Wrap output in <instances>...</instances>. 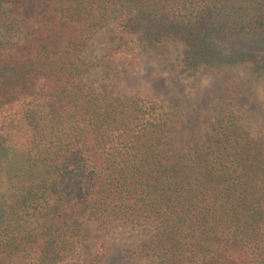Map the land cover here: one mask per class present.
I'll return each instance as SVG.
<instances>
[{
  "label": "trees",
  "instance_id": "16d2710c",
  "mask_svg": "<svg viewBox=\"0 0 264 264\" xmlns=\"http://www.w3.org/2000/svg\"><path fill=\"white\" fill-rule=\"evenodd\" d=\"M110 25L111 53L182 44L196 72L206 41L264 36V0H0V264L76 256L73 217L135 233L138 264H264V150L218 115L170 153L171 112L89 78Z\"/></svg>",
  "mask_w": 264,
  "mask_h": 264
},
{
  "label": "rangeland",
  "instance_id": "374dc122",
  "mask_svg": "<svg viewBox=\"0 0 264 264\" xmlns=\"http://www.w3.org/2000/svg\"><path fill=\"white\" fill-rule=\"evenodd\" d=\"M110 25L95 33L82 51L86 61H95L108 53L109 63L91 70L90 80L104 84L115 93L149 97L173 114L169 152L192 142H202L218 115L232 118L247 138L264 150V36H245L229 41L210 39L214 60L199 71L187 69L177 48L169 44L160 51L141 48L133 43V55L111 53L118 43ZM111 67L109 75L103 71ZM78 230L76 256L57 264H85L95 253L99 240L108 249L98 264H138L133 247L138 236L126 228L104 230L97 222L73 217Z\"/></svg>",
  "mask_w": 264,
  "mask_h": 264
}]
</instances>
